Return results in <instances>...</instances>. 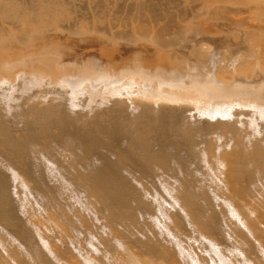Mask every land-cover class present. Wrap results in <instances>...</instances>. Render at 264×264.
I'll return each mask as SVG.
<instances>
[{
  "label": "rangeland",
  "instance_id": "1",
  "mask_svg": "<svg viewBox=\"0 0 264 264\" xmlns=\"http://www.w3.org/2000/svg\"><path fill=\"white\" fill-rule=\"evenodd\" d=\"M140 1L0 0V124L21 144L25 138L30 155L23 158L34 164L31 180L1 146L0 176L19 217L13 226L0 209V263L264 264V0H143L152 6L144 10ZM82 124L93 134L109 127L127 150L145 141L140 132L169 152L183 140L186 167L192 164L182 172L175 157L169 166L141 149L123 159L105 150L120 161L132 197L111 212L72 179L75 170L64 163L73 154L55 143L70 126L68 133H86ZM239 141L244 152L235 151ZM98 156L90 157L91 167L99 166ZM198 197L204 209L195 205Z\"/></svg>",
  "mask_w": 264,
  "mask_h": 264
},
{
  "label": "bare ground",
  "instance_id": "2",
  "mask_svg": "<svg viewBox=\"0 0 264 264\" xmlns=\"http://www.w3.org/2000/svg\"><path fill=\"white\" fill-rule=\"evenodd\" d=\"M152 3V2H151ZM139 9L141 10V9H143L144 10V8H150L151 7V9H152V6H150L149 5V3L147 2V1H140L139 3ZM138 4H137V7H138ZM153 4V3H152ZM154 5V4H153ZM260 5V4H259ZM103 6V5H102ZM110 6V5H109ZM99 7V6H98ZM261 7V6H260ZM259 7V8H260ZM258 8V9H259ZM101 9V8H100ZM145 9V10H146ZM257 8H255V10H256ZM261 9L262 10H260V11H264V8H262L261 7ZM251 10H253L254 11V9H250V11ZM247 11V10H246ZM252 12V11H251ZM251 12H249L248 11V13H251ZM258 12V11H257ZM256 12V13H257ZM238 13V12H237ZM253 13V12H252ZM232 14V13H231ZM261 14H263V13H261ZM257 15V14H256ZM233 16V15H232ZM258 17H259V14L257 15ZM44 17V16H43ZM248 17V16H247ZM246 18V17H245ZM256 18V17H255ZM259 19V18H258ZM253 20V19H252ZM251 21V20H250ZM260 21V20H259ZM254 22V21H253ZM252 35V34H251ZM252 37V36H251ZM260 43V42H259ZM113 51V50H112ZM110 53V52H109ZM1 54V53H0ZM3 55V54H2ZM110 55V54H109ZM161 57H163V56H161ZM125 58L126 57H124V60H125ZM104 59V58H103ZM113 59V58H112ZM121 59V58H120ZM120 59H119V61H120ZM123 59V58H122ZM164 59V58H163ZM110 60V59H109ZM108 60V61H109ZM113 60H115V59H113ZM124 60H122V61H124ZM143 60V59H142ZM105 61V60H104ZM116 61V60H115ZM118 61V62H119ZM127 61V60H126ZM125 61V62H126ZM131 61V60H130ZM110 62V61H109ZM142 62V61H141ZM169 62H170V60H169ZM115 63H117V62H114V64ZM124 63V62H123ZM153 63V62H152ZM175 63H177L178 64V62H175ZM1 64V63H0ZM109 64H111V63H109ZM119 64V63H118ZM121 64H122V62H121ZM127 64V63H126ZM142 64V63H141ZM141 64H139V66H141ZM160 64V63H159ZM169 64V63H168ZM104 65V64H103ZM115 65H117V64H115ZM132 65V64H131ZM135 65V64H134ZM134 65H133V67H134ZM144 65V64H143ZM151 65H153V64H151ZM154 65H156V63L154 64ZM171 65V64H170ZM173 65V64H172ZM95 66V65H94ZM111 66V65H110ZM126 66V65H125ZM149 66V65H148ZM174 66V65H173ZM61 67H62V65H61ZM112 67V66H111ZM128 67V66H127ZM126 67V68H127ZM136 67V66H135ZM138 67V66H137ZM144 67V66H143ZM145 67H147V66H145ZM144 67V68H145ZM232 67V66H231ZM93 68V67H92ZM91 68V69H92ZM122 68V67H121ZM123 68H125V67H123ZM171 68V67H170ZM182 68V67H181ZM181 68H180V70H181ZM108 69V68H107ZM141 69V68H140ZM143 69V68H142ZM146 69V68H145ZM149 68H147V70H148ZM152 69V68H151ZM174 69V68H173ZM175 69H176V67H175ZM183 69V68H182ZM113 70V69H112ZM135 70V69H134ZM133 70V71H134ZM137 71H139L138 69H136ZM144 70V69H143ZM153 70V69H152ZM186 70V69H185ZM141 71V70H140ZM110 72V71H109ZM143 71H141V73H142ZM209 75V74H208ZM257 77V76H256ZM216 87V86H215ZM151 97V96H150ZM152 98V97H151ZM205 99V98H204ZM215 99V98H214ZM199 101V100H198ZM197 101V102H198ZM188 108V107H187ZM58 109V108H57ZM63 109V108H62ZM55 110V109H54ZM37 111V110H36ZM56 111V110H55ZM161 111V110H160ZM41 112V111H40ZM46 113V112H45ZM52 114V113H51ZM65 113H63V115H64ZM71 114V113H70ZM61 115H62V112H61ZM44 117H46V116H44ZM49 117H51V116H49ZM54 118L53 119H55V116H53ZM59 117V116H58ZM57 117V118H58ZM38 118V117H37ZM47 118V117H46ZM56 118V119H57ZM40 119V118H39ZM51 119V118H50ZM52 119V120H53ZM64 119V116H63V118H62V120ZM49 120V119H48ZM61 120V121H62ZM65 120H67V116H66V119ZM2 121V120H1ZM54 121V120H53ZM60 121V122H61ZM226 121V120H225ZM3 122V121H2ZM45 122H47V119L45 120ZM44 122V123H45ZM48 122H51V121H48ZM47 122V123H48ZM59 122V123H60ZM65 122V121H64ZM162 122V121H161ZM228 122V121H227ZM226 122V123H227ZM1 123V122H0ZM56 123V122H55ZM58 122L56 123V124H59ZM82 123V122H81ZM219 123V122H218ZM3 124H4V122H3ZM41 124H42V126H43V123L41 122ZM62 124H63V122H62ZM62 124H59L60 126H63ZM66 124V123H65ZM177 124V123H176ZM183 124V123H182ZM50 124L48 123L47 124V126H49ZM58 125V126H59ZM67 126H69L68 124H66ZM79 125V124H78ZM95 125H97V124H95ZM94 125V126H95ZM228 125V124H227ZM44 126H46V123L44 124ZM54 126H57V125H54ZM54 126H51L52 128L54 127ZM67 126H66V130H67ZM75 126V125H74ZM77 126V125H76ZM80 126V125H79ZM176 126V125H175ZM174 126V127H175ZM65 127V126H64ZM63 127V129H60L59 128V131H58V133L59 132H63V133H65V128ZM73 127V126H72ZM84 126H83V124H82V126H81V129L83 128ZM172 127V126H171ZM177 127V126H176ZM229 127H230V125H229ZM4 128L5 127H3V126H1V124H0V131H3V134H5V138L4 139H2V141L0 142V148H1V146L5 149H3L4 151H8V152H13V154H14V156H15V158H13V155H12V158H13V160H16L17 162H19L20 164H21V166H24V167H26L27 168V174H28V176L29 177H31L32 179L31 180H33V171H32V168L34 169V167H32V165L34 166V164H30V163H28V161L26 160V157L25 158H23L24 157V155L23 154H25L26 152H28V147L26 146V148L25 147H23V145L22 144H25L24 142H25V138H24V141H22V144H21V142L20 141H18L17 139H14V138H12L13 137V135H7V133L5 132V130H4ZM45 128V127H44ZM48 128H50V127H47L46 129H48ZM70 128H71V126L69 127V129L68 130H70ZM76 128V127H75ZM96 127H94L93 129H95ZM232 128H234V127H232ZM248 128V127H247ZM263 128V127H262ZM29 129V128H28ZM73 129V128H72ZM98 129V131H96V133L95 134H93V133H91V132H88L87 130H85L84 128L82 129V130H84V132L85 131H87L86 133H82L81 132V130H80V128H79V130L78 129H75V130H73V132H69L68 133V130L66 131L67 133H65V135H62L61 137H59V135H58V133H57V135H58V140H60V141H57V142H55L56 143V145H59L60 147H62L63 149H64V151H63V153H65V156H66V154L67 153H70V155H71V153L73 154V158L71 157L70 159V161L69 160H67L68 162H66V163H64V165H67V167H69V169L68 170H72V169H74L75 170V175L73 176V178L70 176V178H72L73 180L74 179H77V181H80L81 182V184L82 185H84V186H86V187H88L89 189H91V191H92V193L95 195L94 197H96L97 196V198H99L100 199V201L102 202V204H105L106 205V208L107 209H109L110 211H111V209H114V207H116V208H118V206H120V207H124V205H128L129 204V201H127V199H126V197H128L127 195H129V194H127V192H126V190H125V184H126V180L124 181V179H125V177H122V174H120V171H121V169H120V171L118 170L119 168H118V166H116L117 164L116 163H118V162H120V161H118V162H113V159L111 160V158H110V156L109 157H107V156H105V155H107V152L105 151V150H108V151H111V153H112V151L113 152H115L116 153V155H119L118 156V158L119 159H123V157L124 158H126L125 156H122V155H124L125 154V152H131V151H137L136 149H138V150H143V151H145V153L147 152V153H149V156L148 157H150V160H152V161H157V162H159L160 163V161L161 160H163V163H168V165H169V162H172V161H170L172 158L171 157H175V159H173L174 161L173 162H176V163H181L182 165L181 166H178V169H179V167H181L180 169L181 170H183L182 172H184V170L186 169L187 170V168H189L190 167V165L192 164L191 162V164L189 165V167H186L188 164H189V160H187L186 158H183V156H182V153H181V149L183 150V145L185 146V144H183L182 143V141L183 140H181V141H179V142H177V143H171V144H169V146L171 145L172 146V148H174L173 150H175L176 151V149L178 150V151H176V152H178L177 154H178V156H174L173 154H176V152H169V150H168V147H163V146H161L162 144V142H160L159 141V143L161 144H158V143H156L157 144V146L155 147V144L153 145V142L151 141L150 143L148 142L149 141V139L151 138H149L148 140L146 139L147 137H146V134L144 135V133H139L138 134V136L139 137H143L142 139L143 140H145V141H147L146 143H144L145 141H143V143L140 145V147H138L139 146V144L137 145V144H132V146H129V148H130V150H127V148L126 147H124L121 143H119V140H117L116 138L117 137H115V135H113V133H112V130L109 128V127H104V128H102V126H100L99 125V127L97 128ZM185 129V128H184ZM241 129V128H240ZM244 129V128H243ZM26 130H27V128H26ZM33 130H35V129H33ZM157 130V129H156ZM238 130V129H237ZM28 131H30V132H32L30 129L28 130ZM47 131H49V130H47ZM91 131H92V129H91ZM164 131V130H163ZM179 131L180 132H182L180 129H179ZM29 132V133H30ZM50 132V131H49ZM172 132V131H171ZM239 132V131H238ZM242 132V131H241ZM27 133V132H26ZM49 138L51 137V135H52V137H53V132H51L50 134L48 133V132H44ZM99 133L101 134V135H103V137H104V135L106 136V137H108L107 139L109 140L108 142H104V140H100L99 139ZM177 133V132H176ZM12 134V133H11ZM61 134V133H60ZM126 134V133H125ZM178 134V133H177ZM176 134V135H177ZM183 135H185L184 134V132L182 133ZM263 134V133H262ZM25 135V134H24ZM27 135H29L28 133H27ZM26 135V136H27ZM54 135H56V134H54ZM121 135V134H120ZM175 135V136H176ZM12 136V137H11ZM30 136V135H29ZM119 136V135H118ZM164 136V135H163ZM249 136V135H248ZM255 136V135H254ZM261 136V135H260ZM47 137V138H48ZM102 137V136H101ZM106 137H105V139H106ZM122 137V136H121ZM134 137V136H133ZM166 137V136H165ZM161 138H163V137H161ZM176 138V137H175ZM186 138V137H185ZM184 138V139H185ZM248 138V137H247ZM27 139H29V138H27ZM32 139H33V137H32ZM51 139V138H50ZM53 139V138H52ZM51 139V140H52ZM54 139H55V136H54ZM102 139V138H101ZM104 139V138H103ZM199 139V138H198ZM244 139V138H243ZM243 139H241V140H243ZM55 140H57V139H55ZM133 140V139H132ZM139 140V139H138ZM153 140V139H152ZM165 140H167V139H165ZM240 140V141H241ZM259 140V139H258ZM262 140V139H261ZM28 140H26V142H27ZM163 141V140H162ZM177 141V140H176ZM188 141V140H187ZM240 141L239 142H237V145H235L236 147V150L235 151H238L237 149V147H239V149H241V147H243L244 148V146H240V145H242L241 143H242V141H241V143H240ZM251 141V140H250ZM51 142V141H50ZM172 142V141H171ZM193 142V141H192ZM245 141H243V143H244ZM27 143H29V141L27 142ZM52 143V142H51ZM155 143V142H154ZM187 143V142H186ZM190 143H191V141H190ZM253 143V142H252ZM256 143V142H255ZM261 143V142H260ZM259 142L257 143V144H255V145H258V144H260ZM31 144V143H30ZM44 144H46V143H44ZM50 144V143H49ZM49 144L47 145L46 144V146H47V148H48V146H49ZM130 144V143H129ZM165 144V143H164ZM188 144H189V142H188ZM262 144V143H261ZM260 144V145H261ZM29 145V144H28ZM32 146L34 145V144H31ZM36 145V144H35ZM54 145V144H53ZM126 145H128V144H126ZM192 145H194V144H192ZM260 145H259V148H258V146H254L256 149H255V151H257V149H258V151H261L260 149H261V147H260ZM165 146H166V144H165ZM170 146V147H171ZM52 147V146H51ZM56 147V146H55ZM58 147V146H57ZM128 147V146H127ZM169 147V148H170ZM53 148V147H52ZM62 148H61V150H62ZM128 148V149H129ZM186 149L185 150H187V147H185ZM245 148H246V150H248L247 149V145H245ZM50 149V148H49ZM75 149H76V152H75ZM192 149H193V147H192ZM191 148H190V150L192 151V152H194L193 150H195V148L192 150ZM263 149V148H262ZM1 150V149H0ZM3 150H1L2 151V154H3ZM29 150H30V148H29ZM35 150V149H34ZM53 150V149H52ZM102 150H104L103 152H101ZM127 150V151H126ZM168 150V151H167ZM172 150V149H171ZM31 151V150H30ZM36 151V150H35ZM161 153V154H159V152ZM184 151V150H183ZM182 151V152H183ZM245 150H243V149H241V152H244ZM48 152H50V151H48ZM105 152H106V154H105ZM139 152V151H138ZM138 152H136V153H138ZM158 152V153H157ZM186 152V151H185ZM74 153H75V155H74ZM141 153H142V151H141ZM140 153V154H141ZM152 153V154H151ZM157 154V156H155L154 157V155L155 154ZM195 153V152H194ZM226 153V152H225ZM230 153V152H229ZM6 154V153H5ZM10 154H12V153H10ZM26 154H29L30 155V153L28 152V153H26ZM40 154V153H39ZM99 155L98 156V159L100 160V162H99V166H96V168H93V167H91L90 166V157H92V155ZM105 154V155H104ZM113 154V153H112ZM127 154V153H126ZM135 154V153H134ZM190 154V153H189ZM17 155H19V156H17ZM32 155V154H31ZM64 155V154H63ZM144 155V154H143ZM146 155V154H145ZM160 155V157H158ZM184 155V154H183ZM196 155V154H195ZM194 155V156H195ZM233 155V154H232ZM64 156V157H65ZM127 156V155H126ZM234 157H235V155H233ZM233 156H231V158L233 157ZM19 157H22L21 159L19 158ZM185 157V156H184ZM233 157V158H234ZM11 158V159H12ZM28 158H29V156H28ZM35 158H37V157H35ZM128 158H130V156L128 157ZM127 158V159H128ZM139 158V157H138ZM170 158V159H169ZM229 158V157H228ZM227 158V159H228ZM31 159V158H30ZM65 159V158H64ZM116 159V158H115ZM114 159V160H115ZM157 159H159V161L157 160ZM230 159V158H229ZM130 160V159H129ZM139 160V159H138ZM146 160V159H145ZM149 160V161H150ZM187 160V161H186ZM33 161V160H32ZM125 161V160H124ZM124 161H122L123 162V164L125 163ZM148 161V162H149ZM151 161V162H152ZM183 161H184V163H183ZM230 161L231 162H235V161H232L231 159H230ZM93 162V161H92ZM129 161L127 160V162L126 163H128ZM156 162V163H157ZM201 162V161H200ZM261 162V161H260ZM32 163V162H31ZM130 163V162H129ZM153 163V162H152ZM155 163V164H156ZM162 163V162H161ZM175 163V164H176ZM188 163V164H187ZM239 163V162H238ZM16 164V163H15ZM134 164V163H133ZM151 164V163H150ZM232 164V163H231ZM98 165V164H97ZM120 165V164H119ZM159 165H161V164H159ZM32 168H31V167ZM133 166V165H132ZM170 166V165H169ZM177 166V165H176ZM120 167V166H119ZM160 167V166H159ZM164 167H165V165H164ZM118 168V169H117ZM150 168V167H149ZM166 168V167H165ZM25 169V168H24ZM66 169V168H65ZM161 169V168H160ZM166 169H170V168H166ZM232 170V169H231ZM73 171V170H72ZM122 172V171H121ZM175 172H177L176 170H175ZM178 172H180V171H178ZM187 172V171H186ZM166 173V172H165ZM174 173V172H173ZM2 173H0V175H1ZM70 174V173H69ZM72 174V173H71ZM74 174V173H73ZM138 174V173H137ZM179 174V173H178ZM178 174H177V176H178ZM38 175V174H37ZM176 175V174H175ZM232 175H234V174H232ZM56 176V175H55ZM174 176V175H173ZM255 176V175H254ZM0 177H2V176H0ZM35 177V176H34ZM172 177V176H171ZM192 177V176H191ZM257 177V176H256ZM37 178V177H36ZM124 178V179H123ZM174 178V177H173ZM176 178V177H175ZM178 178V177H177ZM186 178V177H185ZM185 178H183L182 177V179H185ZM1 179H3V181H1ZM0 179V209H1V213L3 212H6L7 214H8V216H5V218L7 217H9V219L10 220H12V223H13V226L15 225L14 224V222H17V220H18V217L19 216H16L14 213H15V211L13 210L14 208H13V205H12V201H11V199L9 200L8 199V197H9V190H8V187L6 186L7 184H6V182L4 181V178L2 177ZM41 180V179H40ZM39 181V180H38ZM38 181L36 180V185L37 186H39L40 184V182L38 183ZM75 181V180H74ZM73 181V182H74ZM183 181V180H182ZM245 181V180H244ZM124 182H125V184H124ZM127 182H128V180H127ZM190 182V181H189ZM188 181H186V179H185V183H187L186 185H187V187L189 186L188 185V183H189ZM260 182V181H259ZM46 183V182H45ZM78 183V182H77ZM191 183H193V182H191ZM35 184V183H34ZM129 185H127V186H130V183H128ZM180 184H182L181 182H180ZM190 184V183H189ZM243 184V183H242ZM35 185V186H36ZM67 185V184H66ZM81 185V186H82ZM125 185V186H124ZM185 185V186H186ZM193 185V184H192ZM236 185V184H235ZM78 186V185H77ZM132 186V185H131ZM130 186V187H131ZM181 186H183V184L181 185ZM185 186H183V187H185ZM85 187V188H86ZM187 187H185L187 190L189 189V188H187ZM190 187V186H189ZM195 187V186H194ZM253 187V186H252ZM255 187V186H254ZM129 187H127L126 189H128ZM185 188H183L184 189V191H185ZM181 189H182V187H181ZM129 190V189H128ZM127 190V191H128ZM130 191V190H129ZM131 192H132V190H131ZM130 192V193H131ZM186 192H188V191H186ZM42 193V192H41ZM151 193V192H150ZM180 193V192H179ZM191 193V192H190ZM189 193V195H191ZM236 193V192H235ZM43 194V193H42ZM237 194V193H236ZM38 195V194H37ZM132 195V194H131ZM45 196V195H44ZM196 195H195V193H194V197H195ZM130 197V196H129ZM128 197V199H130V198H132V197H130L129 198ZM135 197V196H134ZM183 197V196H182ZM185 197H187V196H185ZM184 197V198H185ZM191 197H193V196H191ZM197 197V196H196ZM189 198V197H188ZM187 199V198H186ZM185 199V206H187V208H189L190 207V205L191 204H189V202H192V204H194L193 203V201L191 200H189V202H188V200H186ZM194 199V198H193ZM199 199V200H198ZM201 198L200 197H198L197 198V201L195 200V205L196 204H198L197 202L199 201H201L200 200ZM206 199H207V197H206ZM131 200V199H130ZM182 200V199H181ZM205 200V199H204ZM204 200H202V201H204ZM207 201H209L208 203H210V200H207ZM236 201V200H235ZM128 202V203H127ZM82 203V202H81ZM207 203V204H208ZM7 204L9 205V207H8V209H6L7 207ZM200 204V203H199ZM198 204V205H199ZM207 204H205V205H207ZM198 205H197V207H198ZM204 205V206H205ZM184 206V207H185ZM192 206H194V205H191V207L190 208H192ZM200 206V205H199ZM202 206V205H201ZM200 206V208H202V209H204L203 207H201ZM210 204H209V206H207V207H209L210 208ZM59 207V206H58ZM102 207V206H101ZM128 207V206H127ZM195 208H196V206L194 207V210H195ZM197 209H199V207L197 208ZM245 209V208H244ZM122 210V209H121ZM194 211L193 210V208L192 209H190V211ZM200 211H201V209H199ZM198 210V214L199 213H201V215H198V216H201V218L200 219H202L203 218V216L205 215V212H200ZM214 210V209H213ZM127 211V210H126ZM136 211V210H135ZM197 211V210H196ZM195 211V212H196ZM204 211V210H203ZM112 212V211H111ZM118 212V211H117ZM247 212V211H246ZM220 213V212H219ZM7 214H4V215H7ZM17 214V213H16ZM169 214V213H168ZM189 214H191L190 212H189ZM195 214V213H194ZM239 214V213H238ZM244 214V213H243ZM3 214H1V216H2ZM66 215H68V214H66ZM213 215V214H212ZM211 215V216H212ZM240 215V214H239ZM242 215V214H241ZM245 215V214H244ZM177 216V215H176ZM193 216H197V214L196 215H193ZM4 217V216H3ZM70 222V226H72V228L75 226L76 227V225H75V223L73 224L72 223V220H71V217L70 216H65ZM227 217V216H226ZM181 218V217H180ZM190 218H192V216L190 217ZM197 218V217H196ZM195 217H193L192 218V220L193 219H196ZM213 218V217H212ZM179 219V218H178ZM182 219V218H181ZM200 219H197V220H200ZM244 219V218H243ZM119 220V219H118ZM176 220V219H175ZM203 220V219H202ZM255 220V219H254ZM9 221V220H8ZM181 221V220H180ZM204 222H205V218H204V220H203ZM202 221V222H203ZM215 221V220H214ZM213 221V222H214ZM229 221V220H228ZM5 222H6V220H5ZM68 222V221H67ZM193 222H197L196 220L194 221L193 220ZM203 222V223H204ZM251 222V221H250ZM9 223V222H8ZM198 223H200V221L198 222ZM245 223V222H244ZM22 224V223H21ZM180 224H182V222L180 223ZM201 225H202V223H200ZM199 224V225H200ZM205 224H207L206 222L203 224V225H205ZM249 224V223H248ZM247 224V225H248ZM195 225V224H194ZM202 225V226H203ZM207 225H209V224H207ZM207 225L205 226L206 227V229H207ZM250 225V224H249ZM69 226V227H70ZM136 226H137V224H136ZM184 226V225H183ZM210 226V225H209ZM208 226V227H209ZM212 226V225H211ZM237 226V225H236ZM11 227H12V224H11ZM66 228H67V226H65ZM74 227V228H75ZM212 227H214V226H212ZM216 227V226H215ZM214 227V228H215ZM258 227V226H257ZM65 228V229H66ZM180 228H183L182 226L180 227ZM198 228V227H197ZM236 228V227H235ZM254 228V227H253ZM253 228H251V229H253ZM15 229V231L17 232L18 230L16 229V228H14ZM68 229V228H67ZM78 229V228H77ZM121 229V228H120ZM185 229V228H184ZM255 229V228H254ZM211 230V229H210ZM6 231V230H5ZM72 231V230H71ZM74 231V230H73ZM116 231V230H115ZM187 231V230H186ZM212 231H213V229H212ZM240 231H241V228H240ZM240 231H237L236 233L238 234V232H240ZM244 231V230H243ZM185 232V231H184ZM188 232V231H187ZM204 232V231H203ZM215 232H216V230H215ZM217 232H219V231H217ZM242 232V231H241ZM246 232H248V231H246ZM24 233V232H23ZM26 233V232H25ZM235 233V232H234ZM187 234V233H186ZM209 234H211L210 233V231H209ZM208 234V235H209ZM236 234V235H237ZM242 235H245L244 233H241ZM254 234V233H253ZM20 235V234H19ZM151 235V234H150ZM213 235H215V234H213L212 233V236ZM219 235V234H218ZM9 236V235H8ZM25 236H27L26 234H25ZM217 236V235H216ZM221 236V235H220ZM219 236V239L221 240V237ZM21 237V236H20ZM27 237H29V238H31L30 236H27ZM209 237V236H208ZM218 237V236H217ZM217 237H216V239H217ZM240 237V236H239ZM242 237V236H241ZM66 238V237H65ZM209 238H211V236L209 237ZM223 238V237H222ZM256 238V237H255ZM215 239V240H216ZM241 239V238H240ZM239 239V240H240ZM244 239H245V236H244ZM244 239L242 240V241H244ZM246 239H248L247 237H246ZM141 240V239H140ZM212 240V239H211ZM215 240H213V241H215ZM249 240V239H248ZM16 241V240H15ZM35 241V240H34ZM37 241V240H36ZM35 241V242H36ZM247 241V240H246ZM31 242V241H30ZM33 242V241H32ZM31 242V243H32ZM248 242V241H247ZM247 242H246V244H247ZM249 242H250V240H249ZM21 243V242H20ZM19 243V244H20ZM221 243H222V241H221ZM244 243V245H245V241L243 242ZM10 244V243H9ZM33 244H34V242H33ZM134 244V243H133ZM249 244V243H248ZM254 244V243H253ZM257 244V243H256ZM30 245V244H29ZM38 245V244H37ZM36 245V246H37ZM204 245V244H203ZM219 245V244H218ZM250 245H251V243H250ZM249 245V247L248 248H250V247H253V249L251 250V251H249L250 253H252V251L254 250V246H250ZM255 245V244H254ZM162 246V245H161ZM31 247H32V245H31ZM107 247V246H106ZM159 247V246H158ZM238 247V246H237ZM33 248H35V247H33ZM38 248V247H37ZM244 249H245V247H243ZM32 249V248H31ZM138 249V248H137ZM257 249V248H256ZM34 250V249H33ZM32 250V251H33ZM37 250V249H36ZM40 250V249H39ZM106 250V249H105ZM31 251V250H30ZM147 251V250H146ZM149 251V250H148ZM246 251H247V249H246ZM245 251V254L247 253ZM34 252V251H33ZM254 252V251H253ZM259 252V251H258ZM258 252H257V254H258ZM37 253V252H36ZM235 253V252H234ZM250 253H247V255H249ZM31 254V253H30ZM42 254V253H41ZM41 254H39V256H42ZM254 254H255V252H254ZM257 254H255V255H253V256H256ZM37 255H38V253H37ZM247 255H245V258H246V256ZM252 255V254H251ZM250 255V256H251ZM44 256V255H43ZM48 256V255H47ZM180 256V255H179ZM258 256V255H257ZM40 258H42V257H40ZM178 258V257H177ZM258 258L259 257H257V260H258ZM3 259V258H2ZM246 259H248V258H246ZM250 257H249V261H250ZM252 259H253V257H252ZM252 259H251V261H252ZM0 260H1V258H0ZM146 260V259H145ZM263 260V259H262ZM5 261V260H4ZM8 261V260H7ZM39 261V260H38ZM41 261V260H40ZM148 261V260H147ZM250 261V262H251ZM1 262V261H0ZM6 262V261H5ZM254 262H256V261H254ZM258 262V261H257ZM260 262H262V261H260ZM45 263V262H44ZM116 263V262H115ZM157 263V262H156ZM262 263H264V262H262ZM0 264H3V263H0ZM46 264V263H45ZM48 264H49V262H48ZM82 264V263H81ZM159 264V263H158ZM170 264V263H169ZM184 264V263H183ZM259 264V263H258ZM261 264V263H260Z\"/></svg>",
  "mask_w": 264,
  "mask_h": 264
}]
</instances>
